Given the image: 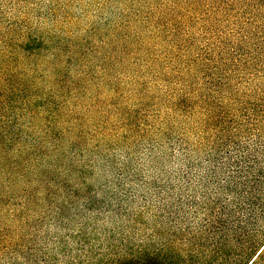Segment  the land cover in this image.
<instances>
[{
	"label": "rangeland",
	"instance_id": "374dc122",
	"mask_svg": "<svg viewBox=\"0 0 264 264\" xmlns=\"http://www.w3.org/2000/svg\"><path fill=\"white\" fill-rule=\"evenodd\" d=\"M0 88V264H154L264 139V0H0Z\"/></svg>",
	"mask_w": 264,
	"mask_h": 264
},
{
	"label": "trees",
	"instance_id": "16d2710c",
	"mask_svg": "<svg viewBox=\"0 0 264 264\" xmlns=\"http://www.w3.org/2000/svg\"><path fill=\"white\" fill-rule=\"evenodd\" d=\"M8 97L0 88V102H12ZM193 163L189 160V168ZM232 167L218 180L214 195L205 198L207 215L183 251L159 250L154 264H264V139L253 142ZM230 239L244 244L222 259Z\"/></svg>",
	"mask_w": 264,
	"mask_h": 264
}]
</instances>
